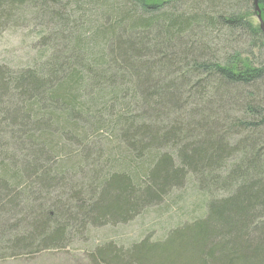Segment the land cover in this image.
I'll return each mask as SVG.
<instances>
[{"label": "trees", "instance_id": "trees-1", "mask_svg": "<svg viewBox=\"0 0 264 264\" xmlns=\"http://www.w3.org/2000/svg\"><path fill=\"white\" fill-rule=\"evenodd\" d=\"M254 5L0 0V26L35 11L41 45L34 65L0 66V259L66 247L189 184L201 216L124 259L96 252L110 264H264V61L210 50L235 31L264 38ZM206 31L222 37L208 44Z\"/></svg>", "mask_w": 264, "mask_h": 264}, {"label": "rangeland", "instance_id": "rangeland-1", "mask_svg": "<svg viewBox=\"0 0 264 264\" xmlns=\"http://www.w3.org/2000/svg\"><path fill=\"white\" fill-rule=\"evenodd\" d=\"M247 6L245 5L244 9ZM218 8H220L218 12H222V5ZM34 17L35 11L31 12L26 6L3 20V26H0V66L17 70L32 66L39 59L40 29L31 20ZM250 20L253 24L259 22L254 15L250 16ZM261 21L264 29V22L262 19ZM233 33L227 35L229 42L225 45L222 41H211V52L219 50L222 53L233 54L239 51L243 57L253 63L260 64L264 61L263 37L250 32L246 34L235 31ZM219 34L221 31L212 34L206 31L204 35H200L199 39L209 44L208 38L213 36L221 38ZM112 142L118 145L114 140ZM110 147H113L112 143ZM204 212V198L195 192L191 185L186 184L181 189L173 191L157 206L146 209L126 222L88 228L83 234L75 235L66 247L5 257L0 259V264H110V256L106 254L107 256L101 258L104 254L97 253V249L113 246L117 253L118 250L120 251L124 259L126 258L124 253L131 248L133 243L143 239L162 240L170 229L199 217Z\"/></svg>", "mask_w": 264, "mask_h": 264}, {"label": "water", "instance_id": "water-1", "mask_svg": "<svg viewBox=\"0 0 264 264\" xmlns=\"http://www.w3.org/2000/svg\"><path fill=\"white\" fill-rule=\"evenodd\" d=\"M254 3H255V5H254V10H255L256 13H257V18H258V20H259V22H260V26H261V28H262V27H263V23H262L261 18H260V9L258 8V5L256 4V0H254Z\"/></svg>", "mask_w": 264, "mask_h": 264}]
</instances>
